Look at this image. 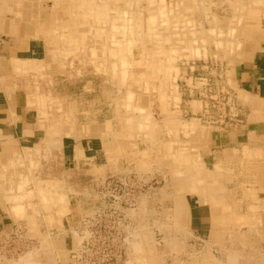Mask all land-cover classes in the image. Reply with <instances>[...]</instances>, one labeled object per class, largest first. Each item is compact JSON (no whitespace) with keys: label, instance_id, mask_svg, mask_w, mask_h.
Returning a JSON list of instances; mask_svg holds the SVG:
<instances>
[{"label":"rangeland","instance_id":"obj_1","mask_svg":"<svg viewBox=\"0 0 264 264\" xmlns=\"http://www.w3.org/2000/svg\"><path fill=\"white\" fill-rule=\"evenodd\" d=\"M20 9L15 17L24 36L42 40L44 53L6 68L38 127L22 143H35L33 150L1 156L5 201L12 208L23 194L24 214L13 216L20 239L8 247L0 241V264H54L52 252L63 250L65 232L82 218L63 217L60 226L52 220L64 197L89 210L98 205L97 180L128 174L139 189L134 207L123 209L130 221L123 262L125 255L128 264L210 255L225 264H261L251 244L264 242V133L238 138L245 143L234 150L223 145L226 137L216 145L215 135L232 131L249 113L264 123V101H252V110L246 93L235 97L233 79L234 67L264 45V0H24ZM6 37L0 36L1 48ZM186 77L204 84L186 86ZM224 90L233 97L229 103ZM201 101L212 106L208 116ZM100 129L102 135L84 137ZM64 137L77 145L70 171L63 166ZM82 140L98 142V166L92 163L89 173L78 166L86 161ZM190 193L218 224L211 222L208 238L194 235L187 215L176 210L188 208Z\"/></svg>","mask_w":264,"mask_h":264},{"label":"crops","instance_id":"obj_2","mask_svg":"<svg viewBox=\"0 0 264 264\" xmlns=\"http://www.w3.org/2000/svg\"><path fill=\"white\" fill-rule=\"evenodd\" d=\"M24 0H0V36H4L5 38H8L6 36H9V40L6 41V43L2 46L0 50V168L5 165L7 159H3L1 156H4L9 151L17 150L19 147L20 150H26L27 152L33 150V147L35 146V143L31 145H24L22 146L23 142H28L30 139L35 136V133L37 132L36 128L38 126H35V123L32 119L31 112L27 109V104L29 105L30 102L26 101L25 96L22 92L19 90H13V79L8 74L9 70H14V66L11 69V66L14 64L15 59H21V60H39L42 54L44 53V43L42 40L39 39H33V38H27L24 36L23 32L25 30L22 23L20 22V19H17L15 17V12H21V7ZM38 6L39 9L43 8ZM48 8H51V5H46ZM9 10L12 12V17H10ZM2 11H5L6 13L3 14ZM42 11V10H40ZM47 13V11H46ZM43 14V13H42ZM43 16V15H42ZM42 20V19H40ZM40 28V27H39ZM26 39V40H23ZM7 40V39H6ZM260 50L254 51V53L251 56H248L244 59L243 62H240L234 67V73H233V79L234 83L236 85V92L235 97L237 98V95L239 96V91L246 93L248 95L250 103L252 101H255L254 103H259L261 101H264V45H261L259 47ZM6 68H9L7 71ZM192 83H196L197 80H200L197 78L194 79L193 77H186V86L187 81H191ZM191 92V90H189ZM237 101V100H236ZM195 102V103H194ZM193 107L197 104L196 101H192ZM201 103V102H200ZM249 103V102H246ZM202 104V103H201ZM236 104V103H235ZM258 105V104H257ZM257 105H253V103L250 105L253 109L256 110ZM238 109V106H237ZM233 110V109H232ZM231 110V112H232ZM42 108L39 111V115L41 116L40 119L45 118V114H42ZM240 111V110H239ZM234 114V112H232ZM232 114V115H233ZM48 115V114H47ZM251 115L254 114H247L246 116L240 118L239 120H235V124H232L231 126L234 128L230 129L232 131H224L221 134L215 135V144H219V146L222 145L221 137H226L229 141L224 143L225 146L232 145V150L236 149L234 146H237L238 144H244L242 142H238L237 140L243 138L244 141L250 140V138L253 137V139H258L259 135L264 133V123L260 124L258 120L256 119L257 115L254 116L253 121H251ZM263 119V117H262ZM52 125V124H51ZM41 126V125H40ZM48 128H50V125H47ZM190 128L195 131L194 126ZM184 130V129H183ZM224 130V129H220ZM99 133L94 131H87L84 132V137L93 136V133H95V136L102 135L103 130L100 129ZM193 131V132H194ZM101 133V134H100ZM76 135V133H75ZM239 138V139H238ZM67 137H64L62 142V158L64 159L63 166L67 167V169L73 170L76 168L75 165H77V160L75 159V151H76V142H71L70 140H67ZM225 142V139H224ZM98 142L93 141H87L82 140L80 141V148L83 153V158L86 161H83V158H80L82 161L78 164V166H85V171L89 173L90 170H92V163L95 166H98V162L95 157L96 153L99 151ZM95 154V155H94ZM93 158V159H92ZM94 162L96 164H94ZM93 180V179H91ZM47 185V184H46ZM49 185V184H48ZM71 189V187L69 188ZM73 189V188H72ZM17 191H21V186L18 185L16 188ZM42 191V189H40ZM7 189L0 186V241L5 246L13 245L12 242L15 239V241L20 239L21 231H16L14 223V215L20 216L23 215L24 210L22 207V204L19 200H22V195L18 198V196H15L13 200L16 203V205H13L12 208L8 203L5 201V199L8 197L6 196ZM69 194V193H68ZM64 197V203L65 207L60 212L55 211V217L52 219L55 221V223L60 226L64 225V221H71L76 222L81 216H89L94 211L92 208H89V210H84L83 203L80 199L72 197V195H68ZM256 200H260V197L255 198ZM185 200L187 203L188 208H178L176 207V210L178 212H181L184 218H186V224L188 226V229L192 231L194 235H200L202 239H205L207 237V234L210 232L211 228V222L214 225H218L217 222H213V216L211 217L210 213V219L206 218L204 216V209L197 204L196 195L195 194H187L185 196ZM249 208L246 205V209ZM264 208V207H263ZM87 212V213H86ZM13 213V214H12ZM62 213V214H61ZM84 213V214H83ZM243 213V212H242ZM67 214V216H64ZM214 215V214H213ZM16 217V218H17ZM63 217L64 221H63ZM61 218V219H60ZM211 220V221H210ZM76 225V224H75ZM69 227V231H66L65 237L62 239V251H54L52 252V258L54 264H68L69 262V253L71 247L74 249L77 247L78 243L75 236H72L74 226ZM214 225H212L214 227ZM18 226H21V224H18ZM26 230V229H25ZM40 236H42L43 241L41 242V246H46L47 243H45L44 235L41 234L40 228L37 230ZM17 232V234H16ZM72 232V233H71ZM24 233V232H23ZM18 235V236H16ZM27 235V230H26ZM199 237V236H197ZM208 238V237H207ZM198 239V238H197ZM201 239V240H202ZM20 241V240H19ZM22 241V240H21ZM262 243V242H261ZM23 245V244H21ZM252 247L256 251L257 257L260 258V263H264V242L263 245L259 243L258 240L252 241ZM128 246V244H127ZM262 247V248H258ZM205 255V254H204ZM203 255V257H204ZM124 264L131 263V260H127V255H125ZM207 256V255H206ZM59 258V260H58ZM185 257H181L178 259L173 260V262H182L183 264H225L223 261H216V257L208 255L203 261L200 256L197 257L195 260H190L188 257L187 259H184ZM170 261V260H169ZM172 262V260H171Z\"/></svg>","mask_w":264,"mask_h":264},{"label":"built area","instance_id":"obj_3","mask_svg":"<svg viewBox=\"0 0 264 264\" xmlns=\"http://www.w3.org/2000/svg\"><path fill=\"white\" fill-rule=\"evenodd\" d=\"M1 43L0 39V48ZM224 97L229 103V94H224ZM209 104L204 106L203 116L209 115L212 107ZM136 178L134 174L111 176L98 186L97 182L94 183L98 205L93 207L91 216L82 217L73 227L81 238V244L76 250L71 248L69 264L124 263L123 245L130 221L124 216L123 209L134 207L130 201L139 189ZM15 229L20 231L18 227Z\"/></svg>","mask_w":264,"mask_h":264},{"label":"bare ground","instance_id":"obj_4","mask_svg":"<svg viewBox=\"0 0 264 264\" xmlns=\"http://www.w3.org/2000/svg\"><path fill=\"white\" fill-rule=\"evenodd\" d=\"M152 20V19H151ZM197 82V85H200L201 87H202V85L204 84L203 82H199V81H196ZM192 85V84H191ZM224 91H227V90H224ZM227 93L229 94V96H230V100L231 99H233V97L230 95V93H229V91H227ZM203 101H201V103H202ZM195 103V102H194ZM203 104V107L206 105V102L205 103H202ZM232 105H233V103H232ZM231 108H233V106H231ZM231 108H230V110H231ZM189 131V130H188ZM108 177H111V176H108ZM107 177V178H108ZM105 179H100V180H97L96 182L98 183V185H100L103 181H104ZM93 209V208H92ZM94 211V210H93ZM93 214V213H92ZM91 214V215H92ZM91 215H89V216H91ZM86 217V216H85ZM129 227V226H128ZM128 227L126 228V231H127V235L125 236V240H124V245H123V247H125L126 246V242H127V238H128V235H129V233H128ZM73 234H75L76 236H78V238H79V245L81 244V238H80V236H79V234L75 231V230H73ZM78 245V246H79ZM78 248V247H77ZM76 248V249H77ZM75 249V250H76ZM69 262H70V258H69ZM69 262H68V264H69ZM124 264V263H123Z\"/></svg>","mask_w":264,"mask_h":264}]
</instances>
